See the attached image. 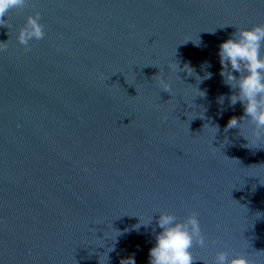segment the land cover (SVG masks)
<instances>
[{
	"label": "water",
	"instance_id": "1",
	"mask_svg": "<svg viewBox=\"0 0 264 264\" xmlns=\"http://www.w3.org/2000/svg\"><path fill=\"white\" fill-rule=\"evenodd\" d=\"M37 11L45 36L26 51L16 36ZM7 18L0 264H149L159 211L198 214L193 264L218 250L264 264V143L225 132L244 110L219 59L264 23V0H28Z\"/></svg>",
	"mask_w": 264,
	"mask_h": 264
},
{
	"label": "clouds",
	"instance_id": "2",
	"mask_svg": "<svg viewBox=\"0 0 264 264\" xmlns=\"http://www.w3.org/2000/svg\"><path fill=\"white\" fill-rule=\"evenodd\" d=\"M27 4L28 0H0V26H8V14L13 10L24 9ZM44 36V25L40 22V13L37 11L27 16L25 24L18 30L16 39L28 51L31 40H41ZM6 45L7 42H0V51L6 50ZM219 59L222 66L220 75L224 83L237 90L230 96V105L235 106L239 101L244 110L241 117L233 116L229 119L225 132L238 128L248 143L250 141L264 143V23L237 28L232 36L219 45ZM168 69L176 74L185 71L190 76L194 75L193 68L186 64L181 69L175 60L169 62ZM210 75L206 73L205 78H209ZM153 78L162 91L172 93V84L161 70ZM200 79L197 76V80ZM196 89L198 96L205 95L197 87ZM211 127H214L215 139L219 127ZM245 131L247 135L244 134ZM157 224L161 231L156 234V242L150 249L149 264H193L192 248L194 245L204 247L206 243L198 214L191 211L186 218L180 220L171 212L159 211ZM122 264H135V260L129 257L123 260ZM213 264L256 262L245 254L230 256L225 250H218L213 258Z\"/></svg>",
	"mask_w": 264,
	"mask_h": 264
}]
</instances>
